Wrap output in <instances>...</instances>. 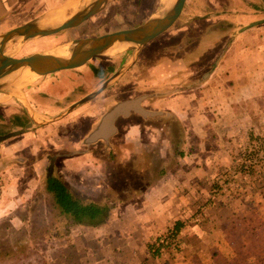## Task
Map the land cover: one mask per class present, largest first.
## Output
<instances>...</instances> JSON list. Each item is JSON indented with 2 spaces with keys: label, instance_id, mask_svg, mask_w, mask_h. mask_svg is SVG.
<instances>
[{
  "label": "rangeland",
  "instance_id": "rangeland-1",
  "mask_svg": "<svg viewBox=\"0 0 264 264\" xmlns=\"http://www.w3.org/2000/svg\"><path fill=\"white\" fill-rule=\"evenodd\" d=\"M79 2L72 3L74 8ZM170 2L111 0L101 12L77 27L28 41L24 45L20 40L8 50L18 49L15 56H27L79 38L132 27L147 21L164 4ZM188 7L189 4L176 21H181L179 27L189 18ZM22 9L18 8L19 12L0 21V33L38 16ZM258 10L255 12L251 7L249 13L242 10L224 16L229 21L236 19L234 21L237 25L242 26L249 24L247 21L250 19H264V6ZM259 27L264 31V24ZM171 30L150 41L141 51L138 63L123 80L103 92L96 100L93 98L88 101L83 109L52 124H35L26 131L27 134L4 140L5 143L12 141L13 144L6 148V154L2 152L5 148L0 149V264H94V227L68 223L69 220L60 215L53 197L46 189L49 174L64 180L75 195L97 200L112 193V179H121L122 167L134 160L133 157L139 152L150 149L159 153L161 150L182 148L183 126L173 118L162 119L156 116L145 120L138 113L132 112L117 121L116 133L106 136L108 141L101 140L103 130L96 126L99 120L108 127L113 109L119 107L116 104L138 97L141 90L138 75L132 79L131 75L136 74L142 66L162 59L164 50L161 48H165L161 47L162 44L176 41L175 36H168ZM122 53L125 57L120 55ZM122 53L101 55L82 67L30 79L14 87L24 92L38 120L51 119L99 87L110 75V71L120 66L132 52ZM4 96L18 108L19 113L7 117L0 115V131L4 129L0 136L25 128L33 121L21 97L12 94ZM251 103L255 115L252 125L229 143L228 150L232 152L233 158L216 179L217 183L233 189L228 195L236 192L240 193L237 197H241L245 193L244 197L255 201L264 199V166L259 163H264V93L256 96ZM146 107L149 109L147 111H156L150 104ZM145 129L148 132H144ZM3 155L7 158H2ZM152 160L155 161L154 158ZM238 187L244 189L242 193ZM252 207L242 209L234 222L235 230H231L230 237L225 239L235 251L231 261L226 258L224 262L218 260L217 264H226L227 261L230 264H264V206ZM173 223L159 235L172 227ZM181 239V249L164 251L167 260H180L183 264L187 255L191 254L186 250L187 242L183 234ZM64 245L70 249L64 250ZM216 254H211V259L218 258L219 252ZM206 258L209 260L210 254Z\"/></svg>",
  "mask_w": 264,
  "mask_h": 264
},
{
  "label": "crops",
  "instance_id": "crops-1",
  "mask_svg": "<svg viewBox=\"0 0 264 264\" xmlns=\"http://www.w3.org/2000/svg\"><path fill=\"white\" fill-rule=\"evenodd\" d=\"M65 2L0 0V21L19 12L20 7L39 16ZM187 4L189 18L180 27L181 21L169 29L168 36H175L176 41L162 44V59L131 75V79L138 75V97L116 104L119 107L113 109L108 127L103 121L96 123L104 133L101 140L108 141L106 136L116 133L117 121L132 112L145 120L156 116L173 118L183 126L184 138L181 149L139 152L122 167L121 179L111 178L109 198L95 199L111 205L112 210L106 224L94 227V264H181L180 260H167L164 253L155 256L152 249L159 233L173 222L182 223L180 231L187 242L186 250L191 253L183 264H217L226 258L231 261L235 251L225 239L235 230L234 222L244 207L264 206L263 198L254 201L244 197L245 193L241 197L236 192L228 195L233 189L216 179L233 158L229 143L252 125L255 115L251 102L264 93V31L259 29L262 24L242 30L247 24L238 26L236 19L229 21L224 15L242 10L249 13L251 7L257 12L264 0H188ZM141 51L135 63L94 100L123 80L138 63ZM131 52L101 85L133 58ZM9 94L0 90V115L4 117L19 113L4 96ZM86 103L58 121L83 109ZM149 104L155 112L147 111ZM12 144L0 142V149L5 148L3 154ZM238 188L242 193L244 189ZM62 248L70 249L68 245ZM216 252L218 258L211 259ZM209 254L210 261L206 258ZM228 261L226 264H230Z\"/></svg>",
  "mask_w": 264,
  "mask_h": 264
},
{
  "label": "water",
  "instance_id": "water-1",
  "mask_svg": "<svg viewBox=\"0 0 264 264\" xmlns=\"http://www.w3.org/2000/svg\"><path fill=\"white\" fill-rule=\"evenodd\" d=\"M75 1L80 2L77 3V6L74 8L72 3ZM110 1L111 0H67L61 7L54 8L4 33H0V90L8 91L14 96L21 97L33 119L25 128L0 136V142L12 136L24 133L35 124L42 125L58 121L80 105L95 98L135 63L140 51L150 41L169 30L175 24L188 3V0H174L169 4H164L162 8L156 11L155 14L143 23L132 27L117 29L102 35L83 37L69 42L65 44L68 46V56H60L53 52L55 48L61 45L53 49L37 51L21 57L15 56L18 49L8 50L11 45L20 40L23 41L24 45L28 41L54 35L63 30L77 27L87 19L101 12ZM58 13L64 14L60 20L56 19ZM260 24H264V19L253 21L243 26L242 30ZM119 44L124 45L121 50L110 53V50L114 49ZM127 51L134 52L133 58L128 63L106 80L98 89L73 103L65 111L51 119L38 120L24 92L14 87L20 84L11 81V78L21 70H26V73L31 77L30 79L34 80L61 71L82 67L97 56L113 55Z\"/></svg>",
  "mask_w": 264,
  "mask_h": 264
},
{
  "label": "trees",
  "instance_id": "trees-1",
  "mask_svg": "<svg viewBox=\"0 0 264 264\" xmlns=\"http://www.w3.org/2000/svg\"><path fill=\"white\" fill-rule=\"evenodd\" d=\"M46 189L53 197L55 205L60 212V215L69 220L68 223L76 225H88L98 227L108 222L112 206L109 204H101L96 200L83 198L75 195L70 187L61 178L49 174L46 183ZM182 223L176 222L174 227L181 233L180 228ZM63 237V236H62ZM152 247L155 256H161V247ZM168 251L172 248L167 247ZM178 249H175L177 251Z\"/></svg>",
  "mask_w": 264,
  "mask_h": 264
},
{
  "label": "built area",
  "instance_id": "built-area-1",
  "mask_svg": "<svg viewBox=\"0 0 264 264\" xmlns=\"http://www.w3.org/2000/svg\"><path fill=\"white\" fill-rule=\"evenodd\" d=\"M244 155L246 154L244 153ZM259 163H261L264 166V163L262 161ZM162 244L166 246L161 247V253H164L167 247L178 250L181 249L183 246L181 233H179L174 226L170 227L155 239L154 245L157 248L160 247Z\"/></svg>",
  "mask_w": 264,
  "mask_h": 264
},
{
  "label": "bare ground",
  "instance_id": "bare-ground-1",
  "mask_svg": "<svg viewBox=\"0 0 264 264\" xmlns=\"http://www.w3.org/2000/svg\"><path fill=\"white\" fill-rule=\"evenodd\" d=\"M174 1V0H171V2ZM170 2V3H171ZM64 16V14H61V15H58L56 17L57 20H60L62 17ZM124 45H121L119 44L118 46H116L114 49L110 50V53H114L116 51H119L121 50V48L123 47ZM53 52L57 55H60V56H68L69 55V51H68V46L67 45H61L57 48H55L53 50ZM33 73V72H32ZM31 77L26 73V70H21L19 71L18 73H16L12 78H11V81L13 83H16V84H20V83H27L28 80L30 79Z\"/></svg>",
  "mask_w": 264,
  "mask_h": 264
},
{
  "label": "flooded vegetation",
  "instance_id": "flooded-vegetation-1",
  "mask_svg": "<svg viewBox=\"0 0 264 264\" xmlns=\"http://www.w3.org/2000/svg\"><path fill=\"white\" fill-rule=\"evenodd\" d=\"M129 105H131L130 103L129 104H126L125 107H123V109H127V107H129ZM5 135V134H4ZM2 136V135H1Z\"/></svg>",
  "mask_w": 264,
  "mask_h": 264
}]
</instances>
